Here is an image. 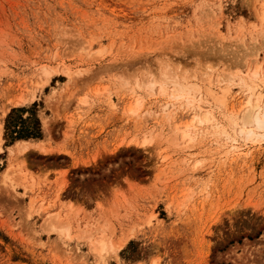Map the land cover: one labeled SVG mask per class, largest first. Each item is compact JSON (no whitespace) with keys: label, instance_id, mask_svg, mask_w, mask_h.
I'll return each mask as SVG.
<instances>
[{"label":"rangeland","instance_id":"obj_1","mask_svg":"<svg viewBox=\"0 0 264 264\" xmlns=\"http://www.w3.org/2000/svg\"><path fill=\"white\" fill-rule=\"evenodd\" d=\"M263 96L264 0H0V264H264Z\"/></svg>","mask_w":264,"mask_h":264},{"label":"bare ground","instance_id":"obj_2","mask_svg":"<svg viewBox=\"0 0 264 264\" xmlns=\"http://www.w3.org/2000/svg\"><path fill=\"white\" fill-rule=\"evenodd\" d=\"M257 66V65H256ZM255 67V69L253 70V72H251L253 75V77L257 76L258 75V67ZM260 66V65H259ZM179 91H176L175 90V94L177 92V96H183L185 95V87L184 86H180ZM248 102V101H247ZM262 102H263V107H262V112H259V106L257 104V102L255 104L252 105V107L249 106V102L247 103L248 106V109L247 108H244V109H247L246 112L244 114H242V131L244 132L245 135L249 136V135H253L254 134V130L257 129V130H264V96L262 98ZM166 107V105H165ZM237 124V123H235ZM188 126V124H187ZM181 132H183L184 135H186V126L184 125L183 127L181 128H178ZM185 130V131H184ZM241 132V131H240ZM257 134V133H256ZM258 135V134H257ZM256 136V135H255ZM264 137V136H263ZM144 140H142V144H147L149 142H152L151 139L149 138H143ZM22 142H27V141H21ZM99 240V239H98ZM97 240V241H98ZM96 241V242H97ZM103 241L99 240L97 243L99 246H101L103 243ZM96 243V244H97ZM103 246V245H102Z\"/></svg>","mask_w":264,"mask_h":264},{"label":"trees","instance_id":"obj_3","mask_svg":"<svg viewBox=\"0 0 264 264\" xmlns=\"http://www.w3.org/2000/svg\"><path fill=\"white\" fill-rule=\"evenodd\" d=\"M5 128H9V124H5ZM22 134H16V136L20 137V138H29V137H38L39 136V127L37 126V124L34 125V128L31 130H27L26 132Z\"/></svg>","mask_w":264,"mask_h":264}]
</instances>
